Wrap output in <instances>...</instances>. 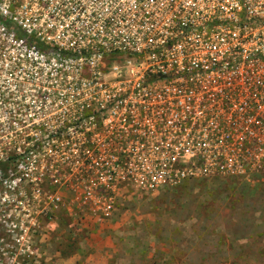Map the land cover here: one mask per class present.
<instances>
[{
  "label": "built area",
  "instance_id": "2783aa9c",
  "mask_svg": "<svg viewBox=\"0 0 264 264\" xmlns=\"http://www.w3.org/2000/svg\"><path fill=\"white\" fill-rule=\"evenodd\" d=\"M0 113L10 263L63 208L263 171L264 0H0Z\"/></svg>",
  "mask_w": 264,
  "mask_h": 264
},
{
  "label": "rangeland",
  "instance_id": "374dc122",
  "mask_svg": "<svg viewBox=\"0 0 264 264\" xmlns=\"http://www.w3.org/2000/svg\"><path fill=\"white\" fill-rule=\"evenodd\" d=\"M122 204L104 226L61 209L32 242L34 264H264V172L184 180Z\"/></svg>",
  "mask_w": 264,
  "mask_h": 264
},
{
  "label": "trees",
  "instance_id": "16d2710c",
  "mask_svg": "<svg viewBox=\"0 0 264 264\" xmlns=\"http://www.w3.org/2000/svg\"><path fill=\"white\" fill-rule=\"evenodd\" d=\"M6 168H7V162H6V161H1V162H0V169H1V170H6ZM261 172L263 173L264 170L261 171ZM224 178H226V177H224Z\"/></svg>",
  "mask_w": 264,
  "mask_h": 264
}]
</instances>
